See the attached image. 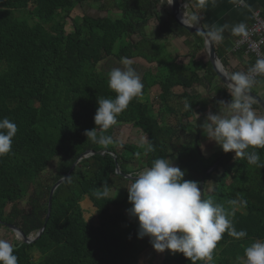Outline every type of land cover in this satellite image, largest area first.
Returning a JSON list of instances; mask_svg holds the SVG:
<instances>
[{"label": "trees", "instance_id": "trees-1", "mask_svg": "<svg viewBox=\"0 0 264 264\" xmlns=\"http://www.w3.org/2000/svg\"><path fill=\"white\" fill-rule=\"evenodd\" d=\"M111 1L112 5L106 7L102 5L104 0H0V119L7 117L18 128L10 153L0 156V230L12 232L8 226H13L26 237L36 236L45 223L50 189L66 177L79 158L93 153L78 162L69 179L53 193L49 219L40 237L29 245L12 243L18 264H34L28 253L30 248L46 257L45 264H139L140 255L153 249L150 238H138L135 221L130 223L125 237L109 233V228H125L124 212L131 208L128 194L116 201L109 192L126 193L131 181L124 176L135 177L151 167L155 159H169L175 154L177 167L186 173L184 180L196 181L198 185L203 182L204 187L210 177H215L216 192L203 194L202 198L211 197L226 209H231L229 200L247 201L246 207L238 208L230 217L236 230H246L247 236L237 240L225 232L217 242L212 260L216 264H243L244 249L249 243L264 240V168L224 152L209 166L201 167L205 160L198 150L199 142L190 146L180 136L192 128L188 120L210 106V91L205 97L191 93V88L204 81L210 90L217 79L208 60L196 61L203 49V37L171 25L169 12L163 20L152 0ZM178 1L186 3L185 7L195 15L189 2ZM86 2L100 3L99 11L104 15L86 12L77 18L79 21L72 20L73 32L66 34L65 20L73 9ZM150 22L156 28L155 39L145 38L141 33ZM160 36L184 38L188 47L186 57L193 69L179 63L178 55L166 58L168 43H155ZM214 45L217 58L229 74L228 54ZM121 57L149 65L142 75V94L118 115L116 124L130 125L146 137L147 148L151 144L153 150L146 151L142 169H128L139 157L131 147L120 146L115 140L116 125L103 133L114 141L107 149L84 135L86 130L94 129L97 100L115 98L108 87L106 72L99 71L98 66L111 59L119 63ZM251 61L252 67L256 62ZM255 81L248 92L255 93V85L264 81V74ZM152 88L159 90L156 113L153 100L141 101ZM213 90L222 100L230 102L223 84ZM185 104H190L191 109H186ZM176 106L183 111L176 110ZM170 115L181 118L177 124H167ZM119 147L128 151V158L117 153ZM247 151L258 152L264 162V148ZM56 157H61V163L50 178L51 184H38ZM214 164L217 166L211 170ZM105 185L108 195L98 198L95 190H102ZM29 186L33 189L27 195ZM25 198L26 209H20L18 203ZM85 200L95 208V225L83 217L85 210L81 204ZM161 264H192V261L176 253L164 257Z\"/></svg>", "mask_w": 264, "mask_h": 264}, {"label": "clouds", "instance_id": "clouds-1", "mask_svg": "<svg viewBox=\"0 0 264 264\" xmlns=\"http://www.w3.org/2000/svg\"><path fill=\"white\" fill-rule=\"evenodd\" d=\"M203 3L204 0H201ZM181 23L195 27L199 24V17L194 14L186 17L183 14ZM223 31L222 27L215 25L206 32L197 28V33L204 37L206 44L221 42ZM232 32L244 37L248 35L243 23L235 25ZM132 64L130 58L121 57L120 66L110 67L106 71L108 87L115 93V98L97 100L98 107L93 118L96 127L84 132L90 142L103 149L114 143L111 136L103 133L116 125L118 115L142 94V76ZM260 74H264V58L257 59L248 72L225 73L231 100L227 103L220 101L222 109L217 114L210 112L200 127L224 153H234L236 158L264 168L259 153L247 151L249 148H264V114L257 113L253 107L255 101L248 94L256 83L253 75ZM185 108L191 109L190 104H185ZM17 131L15 122L7 117L0 119V156L10 153ZM147 150H153L151 144H148ZM136 155L139 157L140 153ZM185 174L168 158L155 159L151 167L136 173L135 179L131 180L127 188L131 208L127 212L138 222V238L149 237L157 253L167 250L183 254L192 264L196 261L211 264L217 242L225 232L237 240L247 236L246 230H236L230 218L238 208L246 207L247 201L229 200L231 209H226L211 197L202 198L198 182L184 180ZM95 192L98 198H104L108 195V187L105 185ZM14 251L12 243L0 239V264H18ZM243 264H264V240H256L244 249Z\"/></svg>", "mask_w": 264, "mask_h": 264}, {"label": "rangeland", "instance_id": "rangeland-1", "mask_svg": "<svg viewBox=\"0 0 264 264\" xmlns=\"http://www.w3.org/2000/svg\"><path fill=\"white\" fill-rule=\"evenodd\" d=\"M105 3H103L102 5L109 7L112 5V1L111 0H104ZM109 1V2H108ZM154 2V9H156V11L160 14L161 18L163 20H166V12H169V14L172 16V20L170 21L171 25L175 24V26H179L177 25L173 15H172V10H171V4L169 0H152ZM178 1V0H177ZM179 4L181 5L180 11L182 10V13L185 14V16H190L192 15L189 10L187 9V7H185L186 3H183V5L180 3V1H178ZM100 3H93V2H86L83 3L82 7L79 8L78 6L73 9V11L70 13L69 18H67L65 20V27H64V31L66 34H70L73 32L72 29V20L74 19L75 21L77 20V18L81 17L83 14H85L86 12L89 15H93V16H101L104 15L103 12L99 11V7H100ZM119 15V12H114V15ZM177 17V16H176ZM180 20V19H179ZM79 21V20H77ZM181 21V20H180ZM195 27H198V25H196ZM142 35L145 38L148 39H152V38H156L157 32H156V28L155 25L153 24V22H150L147 27L141 32ZM174 38L173 37H161L155 40L156 44H160V43H168L165 48V53L164 55H166V58H169L167 55H170L172 58H174L175 56V49L172 50L171 47H173V43H174ZM184 39V38H183ZM176 40V39H175ZM192 41V40H190ZM184 43V42H183ZM194 43V42H193ZM186 46V44H185ZM204 43H203V47H204ZM181 50L183 49L180 46ZM203 53L199 56H201L200 58L203 59V63H205V61L207 60V51L206 48H203ZM183 52H181L182 54ZM179 54L178 55V62L181 63L184 67L188 68V69H193L191 60L188 58L185 60L182 59L183 55ZM181 59V60H180ZM201 59V60H202ZM133 64L132 66L135 67L141 74L143 73V71H145L146 69H148L149 67H147V63L143 62V61H132ZM182 62H186L185 64H183ZM118 67L120 66L118 62H115L114 60H108V61H104L102 62L99 66H98V70L101 72H106L110 67ZM149 66V65H148ZM210 66L212 67V65L210 64ZM152 69L155 68V66H151ZM224 70V69H223ZM214 71V70H213ZM226 72V71H225ZM199 75H202V73L200 72ZM216 81L213 82L212 86L210 87V90L206 89L207 84L203 81L200 84L195 85V87L193 88V90L191 89V93H200V95H205L207 96V91H210L211 93L208 95L209 97L211 96L212 99L215 100V98H220V95L217 94L214 90L211 91L213 89V87H216V90L221 88V81L218 79V77L216 76ZM221 83V84H220ZM158 89L157 88H153L150 89L147 94L143 95L141 98V101L143 102H148V100H153L155 102L154 105V113H156L157 110V105L156 102L157 100V94H158ZM205 96V97H206ZM149 101V102H150ZM180 103V100L177 101V103ZM176 103V104H177ZM216 103V102H215ZM175 104V105H176ZM34 106H37V102H33ZM156 107V108H155ZM212 107L208 106L206 108V111L203 113V110L200 112H197L198 114H196L197 116L191 120H188V122L191 123L192 128L187 130L186 132H181L180 136H181V141L185 144H189L190 146H192L194 143H196L195 141L199 142V152L201 157H203V159L205 160L202 164L201 167H207L209 166L214 160L215 158H217L218 156H220L223 151L219 148V146H217L215 144V142L210 141L207 136L206 133L203 132L202 128L200 127V125H202L207 117V115L212 111ZM176 110H179L180 112H182V107H178L176 106ZM181 116H169V118L166 119L167 124H177V120L180 119ZM96 127V125L94 126V128ZM114 138L116 141L119 142L120 146H128L131 147L133 149L134 152H139L140 156L138 158V160L134 163H132V166H129L128 169L133 170V169H142L144 168V156L145 153L147 151V139L146 137L141 134L140 132H137L134 128H132L130 125H116L114 127ZM173 149H170V151H172ZM117 153L121 154L124 158H128L129 157V153L128 151H126L125 149L122 148H118L117 149ZM177 156L175 154H172V156L169 158L170 161H172L174 166H177ZM61 163V157H56L54 158L49 166L47 167V169L45 170V172L40 176L39 180H38V184H44V185H50V178L53 177L57 171V167L60 165ZM79 170V169H78ZM142 171V170H141ZM217 176V175H216ZM210 182V183H209ZM32 187L29 186L28 191H27V195L31 193L32 191ZM217 190V182L215 177H210L209 180L205 183L204 186V194L206 196H209L211 194H214ZM128 192H122V190L120 191H111L109 192V196L111 198H113L116 201H121L125 195H127ZM26 198L21 200L18 203V206L20 209H26ZM10 207L7 206V212L9 211ZM81 209L85 210V214H83V217L86 221L92 223V224H96V215H95V208L92 207L91 203L88 202L87 200L83 201V203L81 204ZM124 217L126 219V226L125 228H120V229H113V228H109V233L115 237H125V235H127V233L129 232L128 227L130 226V223L132 221L137 222V220L134 217H131L128 212H124ZM33 236V235H32ZM35 236H33L34 238ZM0 239H7L10 243L13 242H19L16 238V235L13 234L12 232H10L7 229H1L0 230ZM251 243H249L250 245ZM248 245V246H249ZM29 255L31 256L34 264H45V256H42L35 248H30L28 250ZM169 254H176V253H172L169 251H165L163 253H157L156 251H154V249H148L146 250L143 254L140 255L139 257V264H161L162 260L164 259V257H166ZM211 264H216L215 262H212Z\"/></svg>", "mask_w": 264, "mask_h": 264}, {"label": "crops", "instance_id": "crops-1", "mask_svg": "<svg viewBox=\"0 0 264 264\" xmlns=\"http://www.w3.org/2000/svg\"><path fill=\"white\" fill-rule=\"evenodd\" d=\"M186 1L190 3L192 8L194 9L195 15L199 17L198 27L201 26V28L205 29V31H208L213 25L222 27L224 29L223 40L221 42H213V44L219 45L228 54L229 74L235 72H247L251 67L250 65L252 61L249 57L244 56L242 53H234L232 51L236 40L239 38V35L233 34L232 28L240 23L245 24L247 28L250 25L252 15L255 12L264 13V0H242L241 4H239L240 0H204L203 5L201 4V0ZM183 41V38H177L176 40L174 39V45L171 48L172 50L175 49V51H177L174 53L175 56L183 52L181 54L183 55L182 59L185 58L186 60L188 59V57H186L188 55V47L185 46V43H183ZM180 46L183 48L182 50ZM203 48H205V46ZM203 50L204 49L201 50L199 55L203 53ZM199 55L196 56V61H203V59L200 58L201 56ZM182 63L185 64L186 62ZM147 67L149 66L147 65ZM146 71L147 69L143 71V73H145ZM143 73L141 74V76L143 75ZM224 86L226 87V85ZM194 87L195 85L191 89L193 90ZM252 94L264 102V81L260 84L255 85V93ZM203 96H206V94ZM209 99L210 106L213 108L212 111H215L216 114L219 112V110L222 109V106H219V102L224 101L225 103H227L226 100H222L221 98H215L214 100L210 96ZM254 105L258 107H255L258 114H264V110L257 103H254Z\"/></svg>", "mask_w": 264, "mask_h": 264}, {"label": "water", "instance_id": "water-1", "mask_svg": "<svg viewBox=\"0 0 264 264\" xmlns=\"http://www.w3.org/2000/svg\"><path fill=\"white\" fill-rule=\"evenodd\" d=\"M180 8H181V5L179 4V2L177 0H172V3H171L172 15H173L177 25H179V27L183 28L184 30H186L190 34H199V33H197V28H199L202 32H205L201 27H189V26H186V25L182 24L181 21L179 20L178 16H177V12H180L181 14H183L182 10L180 11ZM201 37H203V36L201 35ZM203 39H204V37H203ZM204 45H205L206 51L208 53V61L212 65V69L214 70L215 75L218 77V79L221 81V83L226 85L227 84V79H226V76H225V71L223 70V66L220 63V61L217 58V56H216L213 42L211 44H206L205 40H204ZM217 62H219V67L217 66ZM248 94L254 99L255 103H257L264 110V102L262 100H260L258 97H256L255 95H253L252 93L248 92ZM229 153H231V152H229ZM98 154H101V153H98ZM91 155H93V153H88L87 152L81 158H79L77 160V162L71 167V169H70L69 173L66 175L65 179L74 170V168L76 167L78 162H80L83 158L90 157ZM216 166H217V164H214L213 167L211 168V170H214L216 168ZM209 172L207 174H209ZM124 177L126 179L130 180V181L132 179H135V177H132V176H129V175L128 176H124ZM65 179H60L50 189L49 196H48V207H47V215H46V218H45V223H44V226L39 230V232L37 233V235L34 238H33L32 235H29V237H26L22 232H20L15 227L8 226L9 229L16 235V238H17V240L20 243L29 245V244H32L34 241H36L40 237V235L44 231L45 225H46V223H47V221L49 219V215H50V211H51V199H52L53 193L64 182ZM199 187L202 189V196H203V194H204L203 193V182H201L199 184Z\"/></svg>", "mask_w": 264, "mask_h": 264}, {"label": "built area", "instance_id": "built-area-1", "mask_svg": "<svg viewBox=\"0 0 264 264\" xmlns=\"http://www.w3.org/2000/svg\"><path fill=\"white\" fill-rule=\"evenodd\" d=\"M241 3L242 0L239 1V4ZM247 32L246 37L239 36L232 51L234 53L240 52L256 62L257 59L264 58V13L255 12L252 15ZM260 75H253V79L255 80Z\"/></svg>", "mask_w": 264, "mask_h": 264}, {"label": "bare ground", "instance_id": "bare-ground-1", "mask_svg": "<svg viewBox=\"0 0 264 264\" xmlns=\"http://www.w3.org/2000/svg\"><path fill=\"white\" fill-rule=\"evenodd\" d=\"M169 1H170V0H169ZM177 16H178V18L181 20L182 17H183V14H181L180 12H177Z\"/></svg>", "mask_w": 264, "mask_h": 264}]
</instances>
